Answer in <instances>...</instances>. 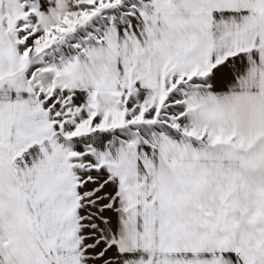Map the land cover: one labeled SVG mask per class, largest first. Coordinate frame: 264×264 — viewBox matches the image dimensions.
Wrapping results in <instances>:
<instances>
[{
	"label": "snow or ice",
	"instance_id": "6c2138e0",
	"mask_svg": "<svg viewBox=\"0 0 264 264\" xmlns=\"http://www.w3.org/2000/svg\"><path fill=\"white\" fill-rule=\"evenodd\" d=\"M0 264H264V0H0Z\"/></svg>",
	"mask_w": 264,
	"mask_h": 264
}]
</instances>
